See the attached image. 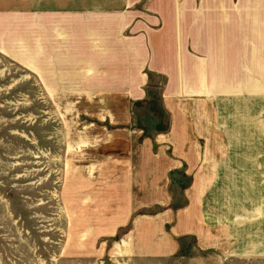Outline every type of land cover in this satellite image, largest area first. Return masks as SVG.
<instances>
[{"label":"rangeland","instance_id":"rangeland-1","mask_svg":"<svg viewBox=\"0 0 264 264\" xmlns=\"http://www.w3.org/2000/svg\"><path fill=\"white\" fill-rule=\"evenodd\" d=\"M7 3L0 0V264H264L261 97L240 103L237 125L227 129L238 136L223 138L238 150L224 155L239 167L226 170L216 202L208 201L217 206L219 237L204 244L198 233L190 240L182 230L175 249L149 248L171 239L172 226L164 225L161 233L139 232L145 247L132 248L130 226H119L126 202L108 201L119 195V170H106L102 180L113 183L104 193L102 180L93 178L100 162L131 160L130 129L138 134L135 158L140 130L152 135L167 127L163 78L150 75L143 99L134 98L135 90L93 88L103 74L87 71L81 31L72 34L54 14L23 8L22 0ZM125 129L126 136L115 135ZM197 171L183 177L181 170L171 183L175 206L182 207L188 190L198 191Z\"/></svg>","mask_w":264,"mask_h":264},{"label":"crops","instance_id":"crops-1","mask_svg":"<svg viewBox=\"0 0 264 264\" xmlns=\"http://www.w3.org/2000/svg\"><path fill=\"white\" fill-rule=\"evenodd\" d=\"M22 4L54 14L56 25L85 35L91 59L87 71L103 74L93 88L123 91L122 95L135 90L134 98L143 99L152 85L150 75L163 78L158 87L167 127L152 135L140 130L141 154L135 158L138 134L130 129L131 160L120 155L118 161L100 162L93 178L104 179L109 168L119 170L116 174L123 181L119 195L111 193L108 201L126 202L119 226H130L132 248L145 247L138 242L139 232L161 233L164 225L172 226L171 239L149 248L175 249L182 230L190 240L198 233L204 244L219 237L217 206L210 209L208 201L216 202L226 170L239 167L224 155L238 150L223 138L238 136L227 129L237 125L233 121H238L240 103L244 108L258 97L264 101V0H22ZM176 88L182 93L172 91ZM175 96H182L178 103ZM126 133L118 130L115 135ZM181 170L183 177L198 170L194 180L198 191L182 195L179 208L168 188ZM111 183L105 178L98 189Z\"/></svg>","mask_w":264,"mask_h":264}]
</instances>
